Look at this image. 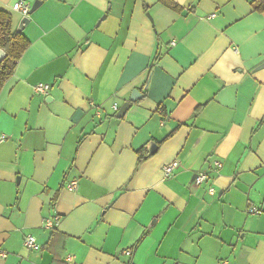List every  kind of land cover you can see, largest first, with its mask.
Listing matches in <instances>:
<instances>
[{
  "label": "crops",
  "instance_id": "crops-1",
  "mask_svg": "<svg viewBox=\"0 0 264 264\" xmlns=\"http://www.w3.org/2000/svg\"><path fill=\"white\" fill-rule=\"evenodd\" d=\"M38 1L0 93V264H264L255 0H0V12L18 32L12 7Z\"/></svg>",
  "mask_w": 264,
  "mask_h": 264
},
{
  "label": "trees",
  "instance_id": "trees-1",
  "mask_svg": "<svg viewBox=\"0 0 264 264\" xmlns=\"http://www.w3.org/2000/svg\"><path fill=\"white\" fill-rule=\"evenodd\" d=\"M262 0H255L257 11L263 12ZM30 42L23 33L13 29V17L5 11L0 12V49L6 54V58L0 64V93L6 82L13 76L14 71L22 55L26 52Z\"/></svg>",
  "mask_w": 264,
  "mask_h": 264
},
{
  "label": "built area",
  "instance_id": "built-area-1",
  "mask_svg": "<svg viewBox=\"0 0 264 264\" xmlns=\"http://www.w3.org/2000/svg\"><path fill=\"white\" fill-rule=\"evenodd\" d=\"M12 10L14 12H19L24 17H27L29 15V12H30V6L28 4H26L25 2H18L16 4H14V6L12 7ZM35 89H36L37 94L47 95L49 93L50 86L45 85V84H39L36 86ZM115 109H117V108H115ZM215 165L218 169H220L222 167V164L220 162H216ZM177 167H178V162H176V161L165 166L164 170H163L164 177L166 179L171 178ZM208 179L209 178H208L207 174L200 173L196 177L195 184L197 186H200V185L204 184ZM69 188L71 190H76L77 189L76 183L75 182L71 183ZM209 192L212 195L215 193L213 188H211L209 190ZM249 214L254 215V216H258L261 214V211L257 208H251V209H249ZM57 222H58L57 218L55 220L54 219L53 220H46L44 223V228H46L48 230H53L55 228V226L57 225ZM24 246L30 250H39L40 249V246L36 243V239L33 236H27L24 238ZM128 254H130V252H128ZM0 257H3V258L6 257V253L4 251H2L1 248H0Z\"/></svg>",
  "mask_w": 264,
  "mask_h": 264
},
{
  "label": "water",
  "instance_id": "water-1",
  "mask_svg": "<svg viewBox=\"0 0 264 264\" xmlns=\"http://www.w3.org/2000/svg\"><path fill=\"white\" fill-rule=\"evenodd\" d=\"M41 1H38L34 4V6L32 7L31 11L29 12V15H31L36 9H38V7L41 5ZM29 23V18L28 17H24L23 21L20 24V29L18 30V32H20L24 25H27ZM6 58V54L0 49V64L4 61V59ZM262 68L264 67V64L261 66ZM139 94L138 91H136L134 93V95L131 98V101L129 103H126L119 111L118 113V117L122 118L124 117V115L126 114V112L128 111V109L130 108L132 102L136 101L138 98L136 97V95ZM157 145L152 144L150 146V150L149 153L152 155L157 151Z\"/></svg>",
  "mask_w": 264,
  "mask_h": 264
}]
</instances>
